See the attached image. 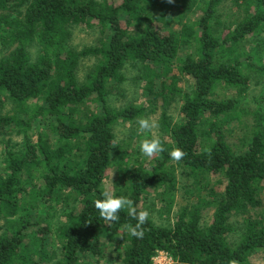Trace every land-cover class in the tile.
Masks as SVG:
<instances>
[{
    "label": "trees",
    "instance_id": "16d2710c",
    "mask_svg": "<svg viewBox=\"0 0 264 264\" xmlns=\"http://www.w3.org/2000/svg\"><path fill=\"white\" fill-rule=\"evenodd\" d=\"M228 1L241 17L221 23ZM175 15L177 31L156 24ZM0 25L15 46L0 60V129L23 136L21 144L7 143L0 171V264H93L106 244L121 239L111 264H153L158 252L175 264H252L264 251V106L243 105L249 79L237 54L241 42L263 30L264 0H0ZM79 26H100L109 36L76 52L71 28ZM33 44L35 59L28 51ZM86 58L96 62L81 81ZM130 63L140 66L151 110L181 98L184 115L173 124L164 112L161 130L171 142L161 140L164 152L132 167L114 127L147 108L109 105ZM182 78L190 91L180 87ZM6 103L14 112L4 116ZM174 148L185 154L179 162L168 156ZM112 165L124 177L113 196H126L138 212L152 190L170 210L178 169L198 190L197 201L170 227L149 216L143 237H132L128 226L137 221L127 207L116 222L95 208ZM59 207L65 221L56 228L62 258L55 262L51 235ZM235 216L243 219L237 226Z\"/></svg>",
    "mask_w": 264,
    "mask_h": 264
},
{
    "label": "rangeland",
    "instance_id": "374dc122",
    "mask_svg": "<svg viewBox=\"0 0 264 264\" xmlns=\"http://www.w3.org/2000/svg\"><path fill=\"white\" fill-rule=\"evenodd\" d=\"M14 14L13 16H15ZM241 12L238 7L231 1H228L220 12L221 23H229L232 20L240 19ZM175 17L166 21L157 22L156 24L161 26L163 29L179 30L178 21ZM109 36L108 30L95 26L93 28H87L84 26L71 28L70 47L80 52L86 48H92L100 46V44ZM6 29L3 25H0V60L8 56L14 49L15 46L9 44ZM31 56L35 59L38 55V47L33 44L28 48ZM242 62V72L249 79V90L245 96L243 105L251 111L256 110L260 105L264 106V28L261 32L254 36L248 37L246 40L241 42L240 50L237 53ZM95 59L86 58L81 61L78 69V78L83 81L88 71L95 64ZM127 81L118 86L112 88V94L109 97V105L116 110H124L130 106L134 107H146L147 112L140 118L135 119L132 122L120 121L115 125V134L117 144L121 150L126 151L128 155V163L132 167L136 164L137 160L143 162H149L151 158L143 156L140 152V143L144 139H152L153 137L159 138L165 142H171L168 135H165L161 130V120L163 113L166 112L170 121L173 124H179L184 122V115L182 114L183 101L181 98H176L166 108H162V104L151 110V105L148 103V99L144 94V82L139 80L140 66L137 64H128L124 71ZM181 78V76H180ZM191 83L188 78H182L180 81V87L184 90L190 91ZM227 96H233L235 91L226 92ZM14 112V106L11 103H6L2 115H11ZM264 113V110H263ZM142 118L154 121L156 127L150 132H139L138 121ZM254 119H248L247 124H252ZM243 131L236 130L233 135V142L238 145V139L242 136ZM36 131H32L30 135L33 141H36ZM21 144L23 142V136L17 135L15 132L4 133L0 129V171L4 170V159L7 143ZM129 166V167H130ZM120 172L116 165H112L106 173L105 188L112 194L115 192V187L118 186L121 180ZM178 179V191L175 196V202L170 210L164 208V205L157 199V192L151 191V197L143 207V211H147L149 216L159 226L170 227L176 220L179 211L182 210L188 204H193L197 201L199 192L194 188L192 180L188 175L181 169L177 170ZM161 191V189L159 190ZM63 210L61 207L58 208L57 213L54 216V231L51 235L52 246L51 251L55 257V262H58L61 258L60 242L57 237L56 228L62 224L65 219L62 216ZM213 211L210 210L204 213L205 220L209 222L212 218ZM233 223L237 226L243 222L242 217L235 216L232 219ZM232 241H237L238 236L233 235ZM123 245L122 239L117 240L114 243L108 245L103 250L102 256L98 257L93 264H111L113 259L120 252ZM252 264H264V251H260L254 254L251 258Z\"/></svg>",
    "mask_w": 264,
    "mask_h": 264
},
{
    "label": "clouds",
    "instance_id": "9594fccd",
    "mask_svg": "<svg viewBox=\"0 0 264 264\" xmlns=\"http://www.w3.org/2000/svg\"><path fill=\"white\" fill-rule=\"evenodd\" d=\"M139 132H150L156 127L154 121L146 118H142L138 121ZM164 148L159 138L153 137L152 139H144L140 143V152L147 158H152L154 155L164 152ZM184 152L179 148H174L168 152V156L171 160L179 162ZM102 199L95 201V208L98 210L99 215L106 222H116L119 219L118 213L121 209L127 207L129 214L133 219L137 221L135 226L129 225L128 232L132 237L142 238L144 235L142 226L147 222L149 213L147 211H137L136 207H133V201L129 200L126 196H113L109 191L102 192Z\"/></svg>",
    "mask_w": 264,
    "mask_h": 264
},
{
    "label": "built area",
    "instance_id": "2783aa9c",
    "mask_svg": "<svg viewBox=\"0 0 264 264\" xmlns=\"http://www.w3.org/2000/svg\"><path fill=\"white\" fill-rule=\"evenodd\" d=\"M153 264H175V261L171 255L166 252H158L153 258Z\"/></svg>",
    "mask_w": 264,
    "mask_h": 264
}]
</instances>
